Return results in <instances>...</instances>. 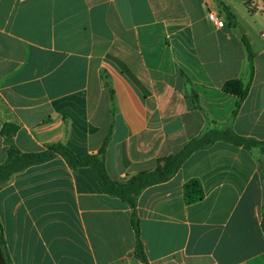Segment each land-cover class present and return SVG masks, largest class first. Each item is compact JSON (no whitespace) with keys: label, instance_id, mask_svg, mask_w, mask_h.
<instances>
[{"label":"crops","instance_id":"0c3cea01","mask_svg":"<svg viewBox=\"0 0 264 264\" xmlns=\"http://www.w3.org/2000/svg\"><path fill=\"white\" fill-rule=\"evenodd\" d=\"M249 1L0 0V164L11 145L97 153L111 133L106 165L124 181L205 131L264 141V0ZM242 32L255 74L230 121L238 97L222 88L249 79ZM193 179L204 198L187 204ZM138 215L150 264H264V153L216 141L145 189ZM0 223L12 264H141L131 208L61 156L0 186Z\"/></svg>","mask_w":264,"mask_h":264},{"label":"trees","instance_id":"16d2710c","mask_svg":"<svg viewBox=\"0 0 264 264\" xmlns=\"http://www.w3.org/2000/svg\"><path fill=\"white\" fill-rule=\"evenodd\" d=\"M244 2L250 9L251 1L244 0ZM219 4L221 12L224 14L229 24L233 26L237 25V18L231 9L222 1H220ZM242 39L247 50L249 79L247 82H244L241 79L229 80L222 88L225 93L238 97V103L230 117V121L236 118L243 102L247 99L255 74L254 62L256 55L252 49L251 42L243 32ZM106 86L111 97V113L114 115L116 113L115 92L110 83H106ZM191 95L194 106L197 109H202L199 97L195 93H192ZM110 140L111 133L106 137L102 147L97 153L86 156H78L74 154L63 143L48 146L46 149L34 153L23 152L16 146L11 145L7 150V158L5 162L0 164V186L9 182L13 175L23 172L31 166L51 161L57 156H61L71 167L91 168L94 171L95 177L100 184L102 191L111 197L119 198L131 208L132 224L136 232L137 240L136 248L132 253V256L136 257L141 264H150L140 236V220L138 215V199L145 189L165 183L172 179L194 152L207 149L216 141L231 143L235 146L243 147L248 151L259 149L264 153V141L241 137L229 130L224 132H218L215 130L205 131L198 137L192 138L187 142L179 152L158 159L155 169L139 172L135 175L129 176L124 181H116L110 176L106 165V152ZM184 198L187 204L200 202L204 198L202 185L199 180L193 179L184 185ZM0 244V264H12L1 223Z\"/></svg>","mask_w":264,"mask_h":264},{"label":"built area","instance_id":"2783aa9c","mask_svg":"<svg viewBox=\"0 0 264 264\" xmlns=\"http://www.w3.org/2000/svg\"><path fill=\"white\" fill-rule=\"evenodd\" d=\"M208 19L218 28H222L225 26V22L222 20L220 14L217 11L208 12Z\"/></svg>","mask_w":264,"mask_h":264},{"label":"rangeland","instance_id":"374dc122","mask_svg":"<svg viewBox=\"0 0 264 264\" xmlns=\"http://www.w3.org/2000/svg\"><path fill=\"white\" fill-rule=\"evenodd\" d=\"M250 22L253 23L252 20H250Z\"/></svg>","mask_w":264,"mask_h":264}]
</instances>
